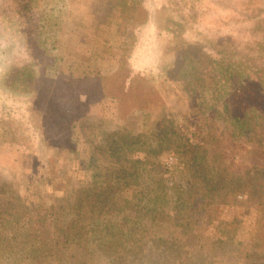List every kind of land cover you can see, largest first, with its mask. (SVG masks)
Listing matches in <instances>:
<instances>
[{
  "label": "rangeland",
  "instance_id": "rangeland-1",
  "mask_svg": "<svg viewBox=\"0 0 264 264\" xmlns=\"http://www.w3.org/2000/svg\"><path fill=\"white\" fill-rule=\"evenodd\" d=\"M94 2L95 7L91 6L90 0H0V264H148L147 260L157 251L151 244L145 246V240L121 241L116 247L117 253L114 252L113 259L106 257L112 254L107 250L105 253L97 250L92 254V245L84 244L89 248L83 252L81 250L85 247L81 244L85 243L84 240H87L86 237L89 231L92 232V228L96 229V236L103 234L105 228L106 231H125L130 225L122 222L124 214L130 222L144 218L141 226L138 223L133 225L137 231L143 228L148 232H160L170 223V219L166 218L167 213L172 211L168 208H172L168 196L151 201L150 204L134 201L126 210L120 205L110 207L114 215L111 213L97 216V221L105 217L107 222L104 225L99 221L87 224L86 221L82 222L83 216L79 215L78 211L70 210L67 213L62 207L59 209L58 204L64 205L65 201L60 191L99 180L104 161L92 152L88 143L97 147L95 149H101L98 143L102 139L101 127L110 132L120 129L148 132L158 116H163L182 131L184 139L189 143L198 140L193 124L198 113L188 105L184 93L182 96H176L179 94V86L176 83L167 84L168 82L158 77L160 66L171 60L172 53L168 52L167 48L173 42L170 32L162 30L158 23L163 26L169 19L179 21L184 29L180 33L181 38L188 41L217 43V46L229 43L232 47L242 48L245 42L258 36V32H252L250 25L255 22L256 12H264V0ZM140 6L147 11L146 21L134 26V42L125 45L123 48H127L123 50L120 42L140 16ZM44 14L48 19L43 23L42 29ZM93 16L94 19L103 18L105 24L101 27L95 26ZM28 19L31 22L28 23ZM31 23V36L36 43L32 50L26 46V34L23 31ZM42 42L53 49L57 58L44 72L49 78L69 77L70 74L78 75L81 71L108 75L125 62L123 66L129 67L132 73L140 77L152 76L154 81L160 84L161 91L169 94L170 100H179L178 105L181 108L168 104L162 111H134L119 118L114 101L103 98L87 109L85 118L89 125L93 126L88 131L89 135H85L87 139L83 135V128L79 127L74 133L78 144L75 156L58 149L45 151L42 148L40 116L31 106L35 95L32 79L42 77V60L39 58L42 56ZM12 67L21 70L26 67L27 74L24 77L27 79L15 81L9 86L6 84L8 82H4L3 75ZM81 99L84 98L81 96ZM136 154L143 159L142 153ZM177 157L169 151L161 158L156 157L161 161L166 184L171 186L173 193L184 183L180 171L177 170L175 176L171 173L178 163ZM156 158L152 156L149 160ZM262 160L253 159L251 154L243 153L241 156L227 158L226 161L240 164L243 170L253 164L258 168L264 166ZM144 166L151 177H157L153 165ZM248 177L249 174L244 181H247ZM250 179H254V176L251 175ZM136 181L138 183H134L128 191L117 190L116 197L125 198L132 193L139 195L141 190L153 189L158 185L152 183L142 186L143 183L140 186L141 177L136 178ZM178 184L180 186H177ZM15 194H18L21 200H14ZM246 198V191L236 196L241 202ZM157 202L166 209L161 220L160 216L159 219L156 216L158 209L154 211L153 207ZM56 217L58 218L55 220ZM154 220L157 222L151 223ZM69 231L84 234V239L78 243L75 237L66 241L61 234ZM208 232L211 235L210 242L203 240L204 246L209 247L206 249V260L189 257L186 264H247L238 260L236 242L219 239L213 226H208ZM237 236L242 239L246 234L241 231ZM50 237L59 239L57 246L54 242L49 244L47 239ZM205 247H202L200 252ZM253 264H264V256Z\"/></svg>",
  "mask_w": 264,
  "mask_h": 264
},
{
  "label": "trees",
  "instance_id": "trees-1",
  "mask_svg": "<svg viewBox=\"0 0 264 264\" xmlns=\"http://www.w3.org/2000/svg\"><path fill=\"white\" fill-rule=\"evenodd\" d=\"M90 1L91 6L95 7L94 0ZM146 16V9L140 6V16L120 42L123 50L127 48H123L125 45L134 42L133 28L145 22ZM255 17L250 28L252 32H258V36L249 39L242 48L232 47L229 43L217 46V43L188 41L181 38L180 33L184 29L179 21L169 19V23L166 21L163 26L158 23V27L170 32L173 41L167 48L172 53L171 60L160 66L158 77L167 84L176 83L179 86L176 96L184 93L185 101L198 113L193 122L198 140L189 143L182 131L163 116H158L148 132L128 129L110 132L101 127L102 139L98 142L101 149H95L97 147L88 141L92 152L104 161L99 180L69 190L62 189L60 192L65 201L64 205L58 204V208L62 207L67 213L70 210L78 211L83 216L82 222L93 224L99 215H114L111 208L117 205L126 210L134 201L150 204L168 196L172 207L168 208L173 211L166 216L170 223L160 232H148L143 228L137 231L133 225L138 223L141 226L144 218L130 222L124 214L122 222L130 225L125 231H106L104 227V233L96 236V229L92 228L82 247H85L84 244L92 245V254L97 250L103 253L107 250L112 254L106 257L113 259L121 241L145 240V246L151 244L157 251L147 260L148 264H186L189 257L206 260L209 247L204 246L203 240L209 241L211 235L208 226H213L219 239L236 242L240 263L253 264L264 256V166L258 168L253 164L244 167L243 173L240 164L226 161L234 155L245 153L251 154L253 159H263L264 165V12H256ZM47 19V15H42V29ZM94 20L95 26L105 24L103 18ZM29 22L31 20L28 19ZM32 24L23 30L26 46L30 50L36 44L31 36ZM43 42L42 56L39 57L42 60V77L32 79L35 95L31 106L40 116L42 148L45 151L58 149L75 156L78 144L74 133L80 127L84 136L89 135L88 131L93 126L85 118L87 109L103 98L114 101L119 118L134 111H162L168 104L172 107L178 105L179 100H170L169 94L161 91L160 84L152 76L140 77L132 73L129 67L123 66L125 62L110 75L81 71L69 77L49 78L44 72L57 58L53 49ZM26 74V67L23 70L12 67L5 72L3 80L11 86L15 81L27 79L24 77ZM168 151L179 159L171 171L172 176L178 170L182 173L181 178L184 177L183 185L176 188L180 186L178 184L174 193L171 186L166 184L158 159ZM136 153H142L143 159L137 157ZM152 156L158 158L149 160ZM144 165H153L157 177H151ZM248 174L247 181H244ZM251 175L254 179H250ZM140 177V186L143 183L142 186L158 185L153 189L141 190L139 195L132 193L125 198L116 197L117 190L128 191L134 183H138L136 178ZM242 191H246L247 195L243 202L236 199ZM14 200H21V197L15 194ZM159 202L153 207L154 211L158 209L156 216L158 219L160 216L161 220L166 209ZM20 206L23 208V204L20 203ZM104 218L98 220L99 223L105 225L107 221ZM241 231L245 232V238L237 236ZM61 235L66 241L75 237L76 243L84 239V234L78 232H63ZM47 241L49 244L54 242L56 246L60 242L55 237ZM202 247L205 249L201 253ZM155 257L161 258L154 260ZM160 260L162 262H158Z\"/></svg>",
  "mask_w": 264,
  "mask_h": 264
}]
</instances>
